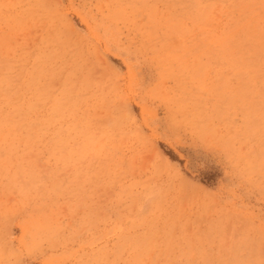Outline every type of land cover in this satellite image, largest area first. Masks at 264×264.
Segmentation results:
<instances>
[{"label": "rangeland", "instance_id": "obj_1", "mask_svg": "<svg viewBox=\"0 0 264 264\" xmlns=\"http://www.w3.org/2000/svg\"><path fill=\"white\" fill-rule=\"evenodd\" d=\"M0 264H264V0H0Z\"/></svg>", "mask_w": 264, "mask_h": 264}, {"label": "bare ground", "instance_id": "obj_2", "mask_svg": "<svg viewBox=\"0 0 264 264\" xmlns=\"http://www.w3.org/2000/svg\"><path fill=\"white\" fill-rule=\"evenodd\" d=\"M203 1V0H202ZM207 9V8H206ZM205 11H208V9L207 10H205ZM217 11V10H216ZM204 13V12H203ZM203 15V14H202ZM23 18V17H22ZM238 31V30H237ZM234 32H235V29H234ZM235 34H237V33H235ZM234 34V35H235ZM246 73V72H245ZM253 76V75H252ZM249 78V77H248ZM252 79H253V77H252ZM165 97H166V95H165ZM185 116V115H184ZM185 118V117H184ZM3 119V118H2ZM178 123V122H177ZM179 124V123H178ZM3 138H4V136H3Z\"/></svg>", "mask_w": 264, "mask_h": 264}]
</instances>
